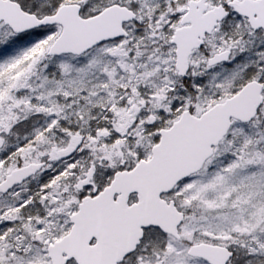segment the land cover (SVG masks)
Wrapping results in <instances>:
<instances>
[{
	"label": "snow or ice",
	"instance_id": "obj_1",
	"mask_svg": "<svg viewBox=\"0 0 264 264\" xmlns=\"http://www.w3.org/2000/svg\"><path fill=\"white\" fill-rule=\"evenodd\" d=\"M0 264H264V0H0Z\"/></svg>",
	"mask_w": 264,
	"mask_h": 264
}]
</instances>
